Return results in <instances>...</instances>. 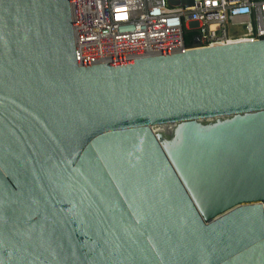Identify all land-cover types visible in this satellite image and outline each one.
<instances>
[{"label": "water", "instance_id": "water-1", "mask_svg": "<svg viewBox=\"0 0 264 264\" xmlns=\"http://www.w3.org/2000/svg\"><path fill=\"white\" fill-rule=\"evenodd\" d=\"M0 264H264V39L83 67L0 0Z\"/></svg>", "mask_w": 264, "mask_h": 264}, {"label": "built area", "instance_id": "built-area-1", "mask_svg": "<svg viewBox=\"0 0 264 264\" xmlns=\"http://www.w3.org/2000/svg\"><path fill=\"white\" fill-rule=\"evenodd\" d=\"M69 14L83 67L264 39V0H69Z\"/></svg>", "mask_w": 264, "mask_h": 264}, {"label": "rangeland", "instance_id": "rangeland-1", "mask_svg": "<svg viewBox=\"0 0 264 264\" xmlns=\"http://www.w3.org/2000/svg\"><path fill=\"white\" fill-rule=\"evenodd\" d=\"M187 39H189V36H188V35H186V40H187Z\"/></svg>", "mask_w": 264, "mask_h": 264}]
</instances>
